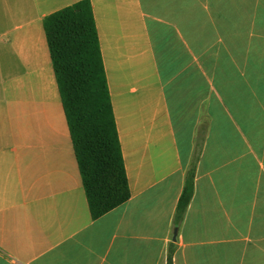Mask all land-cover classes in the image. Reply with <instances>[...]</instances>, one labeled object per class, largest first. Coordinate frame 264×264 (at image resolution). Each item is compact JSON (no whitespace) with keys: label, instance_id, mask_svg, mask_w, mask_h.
<instances>
[{"label":"crops","instance_id":"0c3cea01","mask_svg":"<svg viewBox=\"0 0 264 264\" xmlns=\"http://www.w3.org/2000/svg\"><path fill=\"white\" fill-rule=\"evenodd\" d=\"M78 1L0 0V264H264V0H90L131 190L96 219L43 26Z\"/></svg>","mask_w":264,"mask_h":264},{"label":"trees","instance_id":"16d2710c","mask_svg":"<svg viewBox=\"0 0 264 264\" xmlns=\"http://www.w3.org/2000/svg\"><path fill=\"white\" fill-rule=\"evenodd\" d=\"M43 26L83 188L96 219L126 203L131 190L91 1L80 0L47 16ZM194 177L192 166L175 227L192 200Z\"/></svg>","mask_w":264,"mask_h":264},{"label":"water","instance_id":"95a60500","mask_svg":"<svg viewBox=\"0 0 264 264\" xmlns=\"http://www.w3.org/2000/svg\"><path fill=\"white\" fill-rule=\"evenodd\" d=\"M176 237H177V230L175 231L174 239H176Z\"/></svg>","mask_w":264,"mask_h":264}]
</instances>
